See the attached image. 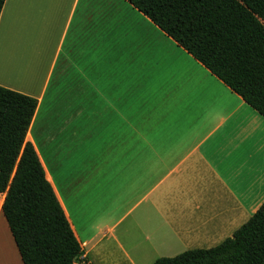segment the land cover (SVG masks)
<instances>
[{
	"label": "crops",
	"instance_id": "0c3cea01",
	"mask_svg": "<svg viewBox=\"0 0 264 264\" xmlns=\"http://www.w3.org/2000/svg\"><path fill=\"white\" fill-rule=\"evenodd\" d=\"M0 87L38 101L26 141L79 264L212 249L264 204V117L127 0H6Z\"/></svg>",
	"mask_w": 264,
	"mask_h": 264
},
{
	"label": "trees",
	"instance_id": "16d2710c",
	"mask_svg": "<svg viewBox=\"0 0 264 264\" xmlns=\"http://www.w3.org/2000/svg\"><path fill=\"white\" fill-rule=\"evenodd\" d=\"M127 1L264 117V0ZM37 108V100L0 87L3 214L23 264H78L82 246L26 141ZM155 264H264V204L217 247Z\"/></svg>",
	"mask_w": 264,
	"mask_h": 264
},
{
	"label": "rangeland",
	"instance_id": "374dc122",
	"mask_svg": "<svg viewBox=\"0 0 264 264\" xmlns=\"http://www.w3.org/2000/svg\"><path fill=\"white\" fill-rule=\"evenodd\" d=\"M35 134V133H34ZM4 200H5V196L4 195H0V204H3V202H4ZM73 217L75 218V217H77V213H74L73 214ZM77 223H78V225H80V222L79 221H77ZM6 248H4V247H0V253L1 252H3V254L5 255L4 256V258H5V264H10V260L12 261V258L11 259H9V258H7V254H8V252L5 250ZM14 260V259H13ZM14 264H15V261H12ZM81 262V260L79 259L78 260V264Z\"/></svg>",
	"mask_w": 264,
	"mask_h": 264
},
{
	"label": "bare ground",
	"instance_id": "6f19581e",
	"mask_svg": "<svg viewBox=\"0 0 264 264\" xmlns=\"http://www.w3.org/2000/svg\"><path fill=\"white\" fill-rule=\"evenodd\" d=\"M2 205H3V204H0V209L2 208ZM1 211H2V210H1ZM1 211H0V214H1ZM11 257H12V256H10V254H7V258L11 259ZM12 261H14L13 258H12Z\"/></svg>",
	"mask_w": 264,
	"mask_h": 264
}]
</instances>
